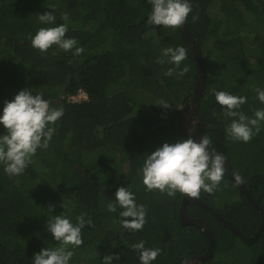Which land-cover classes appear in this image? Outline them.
Returning <instances> with one entry per match:
<instances>
[{"label": "trees", "instance_id": "obj_1", "mask_svg": "<svg viewBox=\"0 0 264 264\" xmlns=\"http://www.w3.org/2000/svg\"><path fill=\"white\" fill-rule=\"evenodd\" d=\"M191 5L185 22L205 73L194 132L199 139L209 136V147L223 153L264 209V121L248 142L233 140L226 128L235 117L225 116L226 106L214 97L217 90L246 97L239 111L248 117L264 108L255 91L264 88V0H191ZM45 11L66 24L65 35L83 47L79 56L56 45L44 52L31 46L30 35L45 26L38 12ZM150 11L149 0H0V107L18 90L33 88L51 107L64 110L48 147L37 149L23 173L9 176L0 165V264H32L42 247L56 246L45 222L57 214L74 221L84 213L92 220L81 230L82 244L71 249L70 264H101L103 255L113 252L119 253V264H140L132 245L141 240L160 249L151 264H186L205 252L207 237L179 222L188 195L147 190L141 180L145 153L189 136L182 105L196 82L181 26L150 25ZM177 45L186 49L178 68L157 63L163 49ZM211 57L220 62L216 67L207 65ZM185 65L188 71L180 74ZM170 67L172 75H165ZM78 89L86 99L70 101ZM227 175L224 169L217 188L201 189L196 197L251 237L261 214ZM127 185L146 209L140 230L123 229L118 213L107 208L116 187ZM184 213L201 218L212 233L211 255L201 264H264V226L247 243L199 205L185 204Z\"/></svg>", "mask_w": 264, "mask_h": 264}, {"label": "clouds", "instance_id": "obj_2", "mask_svg": "<svg viewBox=\"0 0 264 264\" xmlns=\"http://www.w3.org/2000/svg\"><path fill=\"white\" fill-rule=\"evenodd\" d=\"M151 11L146 23L166 27L182 26L192 11L191 0H149ZM66 18V17H62ZM195 20L196 17L193 16ZM39 27L30 35L31 46L44 52L52 45L64 51H72L74 56L83 52L74 37L66 36L67 26L57 23L54 11H45L37 15ZM166 58V61L165 59ZM186 58L183 46L168 47L157 57V63H170L179 67ZM173 68L165 75H172ZM188 71L185 65L181 73ZM256 98L264 104V88H256ZM215 101L224 108V115L235 117L226 128L229 137L236 141L248 142L255 134V126L264 121V108L254 111L253 117L239 111L246 97L236 96L226 90L214 92ZM165 104L164 107H167ZM63 108L50 106L43 92H34L33 88L18 90L0 107V165L9 176L19 175L31 163L37 149L48 147L55 132L54 124L63 116ZM194 127V126H193ZM190 129L189 131H192ZM209 136L202 135L194 140L191 136L181 138L173 143L163 142L154 151L145 153L141 168V180L147 190H159L169 197L184 193L196 197L202 189L212 193L224 174L225 157L223 153L211 149ZM237 181L241 177H235ZM53 211L52 207H48ZM110 212L118 213L116 218L120 226L127 230H140L145 224L146 209L136 202L135 194L127 186H117L114 199L108 203ZM46 229L51 234L56 246L42 247L34 253L32 264H70L72 248L82 244L81 230L91 225L92 220L81 213L72 218L57 214L46 219ZM71 246V247H70ZM132 248L138 251L140 264H151L160 253L159 248L145 247L143 240L134 243ZM119 253L103 255L101 264H119Z\"/></svg>", "mask_w": 264, "mask_h": 264}, {"label": "water", "instance_id": "obj_3", "mask_svg": "<svg viewBox=\"0 0 264 264\" xmlns=\"http://www.w3.org/2000/svg\"><path fill=\"white\" fill-rule=\"evenodd\" d=\"M187 29L188 28H187L186 22H184V24L181 26L180 30L182 31L187 42L189 43V47L192 51L193 58H194L195 64H196V82L193 86V92H192V96L190 98L189 104H191V111H190L191 120H197L196 119V108L198 105L197 102L199 100L200 93L204 87L205 73H204V69H203V63H202L200 48H199L198 44L195 41H193V39L191 38ZM184 117H185V113H184ZM186 133L189 136H191L194 140H197V141L199 140V138L196 136L195 132L189 133L186 130ZM224 169L228 174L227 176H229L238 185L239 189L245 194L248 201L256 209L259 210V212L261 214V221L259 223L258 229L253 236L247 238V236H245L237 227H235L230 221L224 219L213 207L206 204L203 200H201L198 197L186 196L185 198H183L181 205H180L179 217H178L179 222L182 225H194V226H196L207 237V240H208L207 248L204 250L205 252L202 253L201 255H197V256H194V257L188 259V262L186 261V264H189L190 261H193V264H201L202 261H204L205 259L210 257V255H211L210 249H211V245H212V241H213V236H212L210 229L208 227H206V225L204 224V222L201 218H192V217H188L185 215L184 205L187 203L196 204V205H199V206L205 208L207 211H209L214 216H216L219 220H221L222 223L224 224V226L229 228L231 231L235 232L239 237H241L247 243H250L251 241H253L256 238L258 232L264 226V209L261 206H259L250 197V195L246 192L245 188L240 183V181L236 180V178H235L236 176H234L233 172L231 171V169L227 165L226 160L224 162Z\"/></svg>", "mask_w": 264, "mask_h": 264}, {"label": "rangeland", "instance_id": "obj_4", "mask_svg": "<svg viewBox=\"0 0 264 264\" xmlns=\"http://www.w3.org/2000/svg\"><path fill=\"white\" fill-rule=\"evenodd\" d=\"M213 13H214V8L212 7L210 9ZM264 27V26H263ZM204 49H208V46H205ZM218 63H220L216 58L211 57V59H209L207 61V65L211 66V67H216L218 65ZM234 82V80H232ZM236 82V81H235ZM234 82V83H235ZM80 99V98H79ZM190 100H188L186 103H184L182 105V109L185 110V123H184V127L187 130V132L192 133L195 131V125H196V120H191V104H189ZM194 126V127H193ZM190 129H193L192 131H189ZM234 160L237 162L239 161L238 158H234ZM242 162V160L240 161ZM188 262V260H187ZM86 264H90V263H86ZM189 264H193V261H190Z\"/></svg>", "mask_w": 264, "mask_h": 264}, {"label": "built area", "instance_id": "obj_5", "mask_svg": "<svg viewBox=\"0 0 264 264\" xmlns=\"http://www.w3.org/2000/svg\"><path fill=\"white\" fill-rule=\"evenodd\" d=\"M68 99L70 101H82L86 99V93L83 90L78 89L75 94L68 96Z\"/></svg>", "mask_w": 264, "mask_h": 264}, {"label": "flooded vegetation", "instance_id": "obj_6", "mask_svg": "<svg viewBox=\"0 0 264 264\" xmlns=\"http://www.w3.org/2000/svg\"><path fill=\"white\" fill-rule=\"evenodd\" d=\"M186 117V116H185ZM185 117H184V120H185Z\"/></svg>", "mask_w": 264, "mask_h": 264}]
</instances>
